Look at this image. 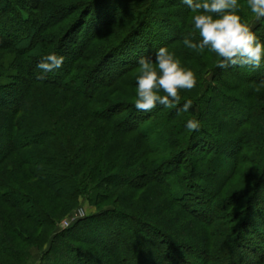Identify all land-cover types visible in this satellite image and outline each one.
Returning <instances> with one entry per match:
<instances>
[{"label": "trees", "instance_id": "obj_1", "mask_svg": "<svg viewBox=\"0 0 264 264\" xmlns=\"http://www.w3.org/2000/svg\"><path fill=\"white\" fill-rule=\"evenodd\" d=\"M170 1L174 7L176 0ZM243 3L238 15L248 23L252 15ZM161 6L155 0H0V49L14 55L8 66H0V104L11 108L0 150V213L5 218L0 253L18 256L22 250L16 239L31 241L21 221L35 224L48 238L55 215L69 214L84 198L97 212L58 233L42 258L45 264H60L56 255L70 264H97L96 253L106 256L101 264H113L111 258L116 264H135L125 249L112 248L116 240L123 241L120 236L128 241L131 234L137 241L130 244L136 248V264H194L180 257L182 240L188 254H204V264H232L233 249L239 246L264 255L263 246L248 249L242 235L256 208L264 216V159L248 184H235L245 145L233 149L234 159L222 169L219 142L213 158L211 149L203 157L189 155L198 147L206 150L209 126L200 123L196 132L185 128L189 119L200 122L211 106L222 108L223 114L240 106L245 110L242 124L248 125L264 116V104H256L253 95L234 98L206 90L202 78L197 94L181 91L180 102L171 108L157 105L153 111H138L127 97L141 57L154 59L161 47L173 50L186 35L198 38L189 9ZM262 25L264 19L254 34L264 42ZM65 48L69 55L62 67L41 78L37 64L46 55L61 56ZM178 53L187 58V51ZM261 66L253 72H259L258 78L245 81L264 80ZM209 93L219 97L211 99ZM188 101L192 106L184 112ZM235 137L226 144L245 142L242 134ZM10 156L20 162L16 169L24 166L22 176L6 164ZM93 232L108 237L95 244ZM64 241V249L59 248ZM105 248L111 249L108 255ZM263 262L264 257L256 264Z\"/></svg>", "mask_w": 264, "mask_h": 264}, {"label": "rangeland", "instance_id": "obj_2", "mask_svg": "<svg viewBox=\"0 0 264 264\" xmlns=\"http://www.w3.org/2000/svg\"><path fill=\"white\" fill-rule=\"evenodd\" d=\"M169 2H171V1L170 0H155L156 5L162 4L161 7H162V9H165V10H169L172 8L174 9V7H176V8L179 7V9L183 10V12H184L185 10L188 9L185 5H183L181 3V0H176L174 7L172 6L173 4L172 3L169 4ZM243 5L248 9L247 3H243ZM250 14H251V12H250ZM193 15H194V13L191 14V16H190L191 21H192ZM251 15H252V17L250 18V20L247 24L250 26V28L254 32V28L257 27L258 24L261 23L262 19L257 20L253 14H251ZM171 16L173 18V15H171ZM176 19H177V17H176ZM263 27H264V25H262V28ZM193 31H194V28H193ZM179 32L180 31H178V33ZM66 43L69 44V42H66ZM173 47H175V48H173V50L171 49L170 52L175 56V58H177L180 61L181 66L186 68V69H190L195 74L197 81L198 80L200 81L201 78L203 79L204 84H203L202 88L204 87L206 90L213 88L215 90H219V93H221V94H222V92H225V95L227 92V93L231 94L234 98H237L238 96L239 97L244 96L243 98L246 99L247 97H251L253 95L256 104H259V105L264 104V100L262 101V99H264V80H262L258 83H253L254 81L253 82L252 81L251 82L245 81V80H250L251 78H254V80H255V78H258L260 75L259 72H256V73H253V72L260 70V68H262L263 66H261L260 68H247V67L241 68L239 66H236V67H228V68L222 69V68L217 66L219 58L214 53H211L208 50H205L204 52L201 53V52H198L196 50L188 49L183 45L182 41H178ZM178 50L179 51L180 50L187 51V58L180 57ZM189 53L193 54L195 56V58H191V56L188 57L190 55ZM60 55L62 57H64V59L67 58L69 55L67 53V49L66 48L63 49V51H61ZM188 58H191V59H188ZM13 60H14L13 54H10L5 50L0 49V66H4V67L8 66ZM152 60L154 61V59H152ZM188 62H194L195 64H191V63L188 64ZM186 65H188V66H186ZM1 68L3 69V67H1ZM132 75H133L134 85L127 87L126 89L130 93L129 96H127L130 98L129 100L135 101V98H136V93H135L136 78L139 75L138 66H136L132 70ZM196 89L199 90V87L195 86L193 89L190 90L193 95L197 94ZM119 95L121 98H123L121 96V93ZM218 95L219 94L210 95V93H209L207 96H210L209 98L214 99V97H219ZM184 97H186V95ZM1 102H3V101H1ZM230 104L227 103V106H230ZM4 106H5L4 104H2V105L0 104V150L3 149L2 145L7 140L6 130H7V127L9 126V123L11 124V119H10L11 110H9L11 108H5ZM227 106L225 108H227ZM216 107H217V109H216ZM216 107L215 106L209 107V109H207V113L203 112V114H201V116L199 117L201 124H204V125L207 124V126H209L208 128H205L206 134L204 133L207 136V138H209V140L206 139L207 141L204 142V145H206L208 147H206V150H204L202 147H198L195 150L189 151V155H191L192 157H195V158L203 157L204 151H208V149L209 150L211 149L210 150V155H211L210 157L213 158V156L215 155L214 153L217 151V148H214L213 146L219 142V143H221V148H219L218 152L222 153L221 155L223 157H221V159L219 160V163H218L219 166L218 165L217 166L224 169V168H227L229 166V164L232 162V160L234 159L231 155V153L233 152V149L237 145H240V144L242 146L245 145L244 146L245 149L241 152L242 163H240V165H239V171H241L240 173H242L243 176H245V178L240 180V173H239V176H236L232 180V182H234L235 184H237V183L238 184H242V183L245 184L247 182V184H248L249 179L251 177H253L252 175H254L255 172H258V169H259L257 166L258 162L260 163V161L262 159H264V116H261L259 118H255L251 121V123H249L248 125H245V124H242V121H244V120L242 118H240L241 116L243 117L245 115V113H244L245 110L243 108H241L240 106H235L233 108L232 113H229V114L228 113L223 114L224 110L222 111V108L220 110V107H218V106H216ZM154 109H152L151 111H153ZM260 111H262L263 112L262 115H264V107L263 106H262V109ZM211 116H214L215 118L214 117L212 118ZM239 129H244L245 131L241 130V133L239 134L236 132ZM241 134H242V136L246 137L247 140H254L255 142L254 141H248L247 142L246 139H243V140H245V142L239 141V142L235 143V146H233L231 144H228V145L226 144V140H228L229 137L234 138L235 136H240ZM251 142H254V143H251ZM10 157H9L10 160L8 159L6 161V164L11 165L10 167L17 170L18 173L22 176V171H24L23 170L24 166H22V169H20V170H18V168L16 169V167H18V166L20 167V162L18 161L17 157L14 159L12 156H10ZM183 159H185V157ZM188 161H189L188 159H185L183 162L187 163ZM199 163L201 164L202 162H199ZM62 178L63 177H61V179ZM195 181H196V179H195ZM66 183H67L66 188H69V187H67V186H69L68 181ZM197 183L199 186H201L203 184V182L201 180H198ZM203 187L206 188L207 186L204 185ZM111 202L109 205L110 206L114 205V203H111ZM104 207H107V206H104ZM0 208L3 209L1 204H0ZM257 209L258 208H256L255 211L249 215L248 224L246 225L245 228H243V232H242V235H244V237L247 239V240L245 239V241L249 242L248 243V249H252V247H255L256 245H257V249L261 248L262 246L264 247V239H263L264 238V216L263 215L261 216L260 211ZM80 210L83 211V214H81L79 212ZM95 212H97V208L90 205L86 199L82 198L79 206L77 208H75L74 210H72L69 214L65 215V214L61 213V214L55 215L56 216V222L54 223L53 227L50 228L51 230L49 229V227L46 229L47 230L46 234H48V231L50 230V232H49L50 235H48V238H46L47 235H44V233L40 234L41 229L37 228L35 226V224L29 223L26 220H24V222L21 221V223L24 227V233L27 235H29V234L32 235L31 236L32 239H31V241H28V240L24 241L21 237H20L21 241H19L20 240L19 238L16 239L18 242V243H16V247H17V249L22 250V253L21 252L18 253V256H9L8 252L6 250H4V251H2L3 253H0V264H2V262L4 264H43L44 262H43L42 258L46 257L48 255L47 251H48L50 243L53 241L54 237H56L58 235V233L60 234L61 232H63L65 229H67V227L71 226L73 223H75L81 217L83 218L84 216L93 214ZM14 213L15 212H13V210H11V214L14 215ZM228 215H230V214H228ZM17 216L18 215H15V218H16L15 221L19 222V219ZM4 219L5 218L3 217V214L0 213V229H2V225L3 226L5 225ZM230 219L233 220L234 218L231 217ZM64 221L68 222L67 226H65ZM125 223H124V226L128 225L127 222H125ZM113 227H115V226H113ZM4 228H5V226H4ZM115 228H113V230H115ZM117 230L119 232L122 231L121 233H123V230L121 228L118 227ZM82 232H83V234H88V231L82 230ZM91 234L95 236L92 240V242L95 244L102 243L101 241H103L104 238L108 237V233L105 234L106 236L104 235V233H101V232H99V233L93 232ZM131 236H132V234H131ZM131 236H130V238H128V241H130L129 244H128L127 238H125V237L122 238V236H120L121 240H123V241L116 240V242L113 244L112 248L117 247V248H121L122 250L125 249L127 251L126 252L127 254L125 253V250L123 251V254L125 253L126 257L128 259H130L131 261H134V263L136 264V262L138 263V259L136 256L137 255L136 254V248L131 247L130 244L131 243L134 244L137 241L135 240V237H131ZM141 236H143V234H141ZM159 239H160V237H159ZM261 240L263 241V243ZM184 243H186L184 240L179 241V247L177 248V250L180 253V257L182 259H184V261H191V263H194V264H204V261H203V257H205L204 254H202V253H200L199 255L198 254L197 255L188 254L186 252V249H185L186 245L184 246ZM0 244H2V242ZM63 244H66V242L65 241L62 242V244H60L59 248L64 249L65 245H63ZM165 245H167V244H165ZM191 247L192 246H190V248ZM156 248L159 249V247H156ZM110 250L111 249H106L104 254L108 255ZM233 250H234L233 251L234 262L232 264H239V263L240 264H256L257 261L261 260L264 257L263 253L260 255L261 257H259L258 255H255L253 252L247 250L246 247L242 248V246L234 248ZM54 254L56 255V253H54ZM96 254H97L96 257L93 259L95 260V262L97 264H101L102 260L104 261V258H106V256L104 257V255L102 253H96ZM56 258H58L57 260H58V263H60V264H68V263L70 264L69 261H66L65 259H61L57 255L54 257V259H56ZM120 258H121V256L119 257V259ZM188 258H189V260H188ZM110 262H112L113 264H116V261L113 258H111ZM51 264H52V261H51ZM142 264H150V262L143 261ZM260 264H264V262L260 263Z\"/></svg>", "mask_w": 264, "mask_h": 264}, {"label": "clouds", "instance_id": "obj_3", "mask_svg": "<svg viewBox=\"0 0 264 264\" xmlns=\"http://www.w3.org/2000/svg\"><path fill=\"white\" fill-rule=\"evenodd\" d=\"M192 16L194 32L184 36L183 45L191 50H208L218 58V67L239 66L260 68L264 63V42L254 34L250 26L242 22L238 11L240 0H181ZM247 7L257 20L264 19V0H246ZM64 57L55 54L44 56L37 64L40 76L58 70ZM139 75L136 78V98L134 107L148 112L157 105L173 107L181 100L180 92L196 86L195 74L181 66L180 61L165 47L159 48L152 59L141 57L138 60ZM163 92L164 95L160 93ZM191 101L184 103L183 111L191 108ZM185 128L196 132L200 122L187 120Z\"/></svg>", "mask_w": 264, "mask_h": 264}, {"label": "built area", "instance_id": "obj_4", "mask_svg": "<svg viewBox=\"0 0 264 264\" xmlns=\"http://www.w3.org/2000/svg\"><path fill=\"white\" fill-rule=\"evenodd\" d=\"M79 212H80L81 214H83V211H82V210H80ZM64 222H65V223H64L65 226H67V225H68V222H67V221H64Z\"/></svg>", "mask_w": 264, "mask_h": 264}]
</instances>
